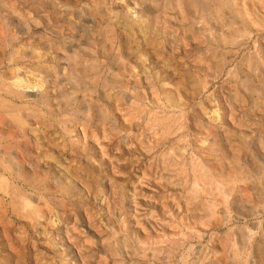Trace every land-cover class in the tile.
<instances>
[{
    "label": "rangeland",
    "instance_id": "obj_1",
    "mask_svg": "<svg viewBox=\"0 0 264 264\" xmlns=\"http://www.w3.org/2000/svg\"><path fill=\"white\" fill-rule=\"evenodd\" d=\"M0 264H264V0H0Z\"/></svg>",
    "mask_w": 264,
    "mask_h": 264
}]
</instances>
